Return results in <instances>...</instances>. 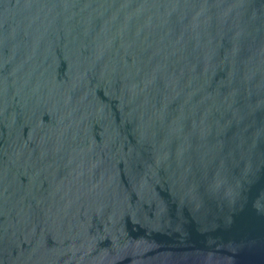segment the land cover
I'll return each instance as SVG.
<instances>
[{
  "label": "water",
  "instance_id": "obj_1",
  "mask_svg": "<svg viewBox=\"0 0 264 264\" xmlns=\"http://www.w3.org/2000/svg\"><path fill=\"white\" fill-rule=\"evenodd\" d=\"M0 264H264V0H0Z\"/></svg>",
  "mask_w": 264,
  "mask_h": 264
}]
</instances>
